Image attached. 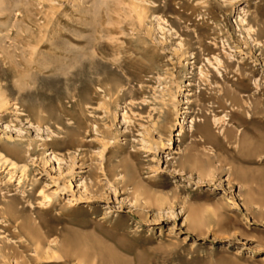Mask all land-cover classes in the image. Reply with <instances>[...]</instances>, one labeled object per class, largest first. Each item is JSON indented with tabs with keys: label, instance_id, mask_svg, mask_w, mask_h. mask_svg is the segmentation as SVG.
<instances>
[{
	"label": "rangeland",
	"instance_id": "1",
	"mask_svg": "<svg viewBox=\"0 0 264 264\" xmlns=\"http://www.w3.org/2000/svg\"><path fill=\"white\" fill-rule=\"evenodd\" d=\"M0 264H264V0H0Z\"/></svg>",
	"mask_w": 264,
	"mask_h": 264
},
{
	"label": "bare ground",
	"instance_id": "2",
	"mask_svg": "<svg viewBox=\"0 0 264 264\" xmlns=\"http://www.w3.org/2000/svg\"><path fill=\"white\" fill-rule=\"evenodd\" d=\"M233 100H234V99H233ZM243 144H244V143H243ZM244 147H245V146H244ZM240 148H241L240 153H242V152H243V149H244L242 144H241V147H240Z\"/></svg>",
	"mask_w": 264,
	"mask_h": 264
}]
</instances>
